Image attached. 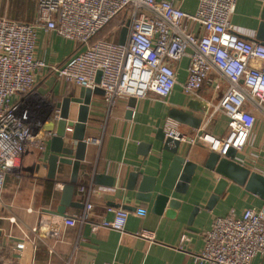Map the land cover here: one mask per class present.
<instances>
[{"label":"crops","instance_id":"crops-1","mask_svg":"<svg viewBox=\"0 0 264 264\" xmlns=\"http://www.w3.org/2000/svg\"><path fill=\"white\" fill-rule=\"evenodd\" d=\"M167 1H173L189 14H195L199 6V0ZM231 22L240 37L264 45V30L261 33L264 0H238ZM191 28L199 32L197 25ZM81 49L79 43L56 32L38 29L36 58L49 65L60 66ZM176 66L178 84L166 99L149 93L138 99L131 109L129 98L119 99L109 108L104 95L92 96L86 129L89 143L73 197L76 205L67 207L65 213L67 218H74L82 212L86 197L79 187L93 184L97 192L92 196L95 207L91 220H112L115 214L110 209L123 208L131 213L124 230L94 229L91 222L83 226L64 224L66 218L56 212L61 204L62 186L70 182L72 166L59 164L56 179L49 177V158L54 155L55 148L50 137L45 141L44 150H27L21 172L12 170L6 175L0 202V264H60L69 258L74 264H194V258L204 249L205 233L211 229L215 217H224L231 210L238 215L249 208L264 210V200L233 182H229L212 210L206 209L220 176L205 168L209 151L200 142L182 144V155L197 164V170L186 194L167 192L180 201L178 207L171 211L167 205L162 213H157L154 211L155 197L151 202L137 199V188L144 176L158 178L160 184L170 170L174 155L164 150L159 133L170 119L172 109L199 117L201 109L208 106V116L201 115V128L205 127L217 137L227 133V117L220 112L212 114L213 106L225 93L226 83L212 73L197 96H188L182 87L188 76V58H183ZM36 88V100L46 114L44 131L55 132L54 105L69 95L80 97L81 88L66 83L49 68L38 73ZM78 112L79 105L71 103L69 119L75 122ZM104 124L106 128L102 133ZM180 128L188 137L197 131L181 124ZM67 132L71 133L72 128H67ZM98 138L102 139L99 144L94 141ZM236 161L264 176L263 117L257 121L247 147L237 154ZM133 173L139 174L135 190L129 189ZM96 175H103L107 180L96 183ZM110 182L114 185L109 186ZM139 207L147 210L143 218L134 213ZM42 222H47L45 231ZM48 229L57 231V236L48 234ZM141 230L153 231L156 240L150 242L140 237ZM21 243L24 244L22 250L18 248ZM252 264H264V256H257Z\"/></svg>","mask_w":264,"mask_h":264},{"label":"built area","instance_id":"built-area-1","mask_svg":"<svg viewBox=\"0 0 264 264\" xmlns=\"http://www.w3.org/2000/svg\"><path fill=\"white\" fill-rule=\"evenodd\" d=\"M237 2L199 0L197 12L189 14L167 0H38L32 22L0 14V202L6 175L12 170L21 172L27 150H44L46 139L55 134L44 131L46 114L36 100L37 76L46 68L66 83L103 89L105 103L111 108L119 99L138 100L149 93L166 99L178 84L176 64L187 57L188 76L182 84L186 95L197 96L212 73L226 83L212 114L220 112L227 117V133L217 137L204 127L188 137L178 122L168 119L165 137L182 143L200 142L220 156L231 148L243 151L257 121L264 118V45L243 39L233 26L231 16ZM116 19L110 37L98 38ZM193 24L199 32L193 31ZM126 26L125 41L120 43ZM39 28L77 42L82 49L60 66L49 65L36 58ZM101 128L104 133L105 124ZM94 141L99 144L102 139ZM79 190L86 197L84 208L74 218L64 219V224L91 222L94 229L124 230L130 211L110 209L115 214L112 220L93 222L92 196L97 190L93 184L81 185ZM134 213L143 218L147 210L139 207ZM41 226L44 230L47 222ZM138 235L150 242L156 240L150 230ZM204 238V249L194 264H252L254 258L264 256V210L249 208L241 215L231 210L224 217L217 216ZM18 248L24 249V244ZM60 264L74 263L69 258Z\"/></svg>","mask_w":264,"mask_h":264},{"label":"water","instance_id":"water-1","mask_svg":"<svg viewBox=\"0 0 264 264\" xmlns=\"http://www.w3.org/2000/svg\"><path fill=\"white\" fill-rule=\"evenodd\" d=\"M263 30L264 25L261 28V33ZM127 31V26L122 29L120 43H124ZM259 36V38H261V34ZM100 79L101 72H99L97 76L98 83ZM93 95H104V91L99 87L95 89L81 88L80 97L75 98L71 95L66 96L61 101L57 102L52 110L56 117L58 114V118L55 134L52 137L55 148L53 149L54 155L49 158L51 171L49 177L51 179H56L59 164L62 166H72L70 182L64 183L62 186L61 204L56 212L64 218H67L65 213L67 207L76 205L73 201V197L76 191L81 162L85 158V150L89 143L86 140V129L89 122L90 106ZM71 103L79 105L78 117L75 122L69 119ZM136 103V98H129V106L131 109L136 106ZM208 111L209 107L205 106L199 113L206 118L208 116ZM201 115L195 117L193 114L179 109H172L169 112L170 119L194 130H199L201 128L203 122V116ZM131 116L132 111L129 112V117ZM67 128H72V132L68 133ZM164 137L165 133L162 130L159 133V138L164 141V150L174 155L170 170L160 184L158 183V178L144 176L138 185L136 193V197L139 201L151 202L155 197L154 211L157 213H162L167 205L171 208V211L178 207L180 201L173 199L167 192L186 194L197 170V164L190 162L187 160L186 156L182 155L181 149L183 148V143L173 140L172 138ZM237 154V151L232 148L225 156H220L216 152H209L204 166L206 169L216 172L220 176V179L208 200L206 205L207 210H212L220 200L229 182L245 187L248 192L264 200V176L237 162ZM60 155L62 157H60ZM138 177L139 174L137 173L131 174L129 189H136ZM104 180L107 179L103 175L95 176L96 183H102ZM108 185L113 186L114 182H110ZM198 209L195 211L197 212Z\"/></svg>","mask_w":264,"mask_h":264},{"label":"rangeland","instance_id":"rangeland-1","mask_svg":"<svg viewBox=\"0 0 264 264\" xmlns=\"http://www.w3.org/2000/svg\"><path fill=\"white\" fill-rule=\"evenodd\" d=\"M37 5L38 0H0V14L10 19L32 22L36 17ZM117 23L118 19L114 20L99 36L107 37L109 30L114 29Z\"/></svg>","mask_w":264,"mask_h":264},{"label":"trees","instance_id":"trees-1","mask_svg":"<svg viewBox=\"0 0 264 264\" xmlns=\"http://www.w3.org/2000/svg\"><path fill=\"white\" fill-rule=\"evenodd\" d=\"M5 16V15H4ZM7 17V16H6ZM15 20H17V19H15ZM19 21H21V20H19ZM116 26H117V24H116ZM113 30V29H112ZM112 30H109V32H108V36L107 37H100L99 35L97 36L98 38H100V39H105V38H109L110 37V34H111V32H112Z\"/></svg>","mask_w":264,"mask_h":264}]
</instances>
